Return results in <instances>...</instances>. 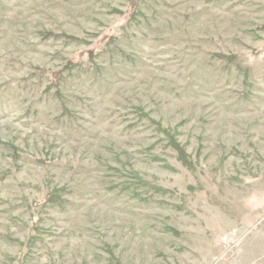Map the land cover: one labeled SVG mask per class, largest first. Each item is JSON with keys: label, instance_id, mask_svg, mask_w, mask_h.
Returning <instances> with one entry per match:
<instances>
[{"label": "rangeland", "instance_id": "rangeland-1", "mask_svg": "<svg viewBox=\"0 0 264 264\" xmlns=\"http://www.w3.org/2000/svg\"><path fill=\"white\" fill-rule=\"evenodd\" d=\"M0 264H264V0H0Z\"/></svg>", "mask_w": 264, "mask_h": 264}, {"label": "trees", "instance_id": "trees-1", "mask_svg": "<svg viewBox=\"0 0 264 264\" xmlns=\"http://www.w3.org/2000/svg\"><path fill=\"white\" fill-rule=\"evenodd\" d=\"M54 77H55V79H56V80H58V79H59V76H58V75H55Z\"/></svg>", "mask_w": 264, "mask_h": 264}]
</instances>
